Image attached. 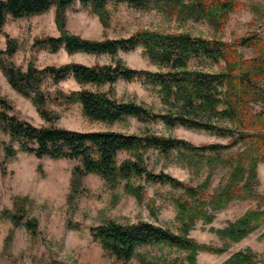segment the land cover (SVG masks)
I'll use <instances>...</instances> for the list:
<instances>
[{
  "label": "rangeland",
  "instance_id": "1",
  "mask_svg": "<svg viewBox=\"0 0 264 264\" xmlns=\"http://www.w3.org/2000/svg\"><path fill=\"white\" fill-rule=\"evenodd\" d=\"M203 3L202 8L197 6ZM181 4L167 5L150 0L143 7L135 8L112 1L104 10L103 25L97 15L76 2L65 11L64 31L89 41L122 39L149 31L189 35L228 45L256 35L264 44V0H183ZM214 7L221 15L211 17L207 14ZM54 14L55 9L51 8L38 16L7 19L0 31V51L6 48V37L18 46L17 52L7 62L23 70L28 66L40 69L69 63L86 66L111 63L106 55L68 54L63 49L52 53L34 47L36 40L60 35ZM235 50L240 60L249 62L255 60L258 48ZM114 59L130 69L159 71L139 47L127 53L118 52ZM190 65L204 72L225 69L224 61L212 64L198 60ZM43 87L48 93V101L43 108L48 119L41 117L30 99L13 91L0 71V98L11 107L9 114L35 127L80 132L113 131L137 136L147 133L179 140L196 148H225L219 155L208 150L195 153L173 151L168 155L153 149L120 151L115 159L116 167L127 161L135 162L149 173L173 178L180 187L152 183L143 177L106 183L96 174L74 178L72 173L79 165L77 161L37 159L21 152L18 145L0 131V264H225L233 254L246 250L264 263V218L253 232L237 242L221 235L222 230L235 224L248 211L264 213V161L256 168L258 186L255 191L261 202L257 199L234 200L218 209H212L209 204L211 197L226 186L234 167L233 158L251 146H258L257 140L238 141L232 145L234 135L224 137L182 126L167 127L159 121L139 122L134 118L113 124L92 121L82 114L78 103L67 102L64 98L81 89L72 78L67 77L57 85L47 81ZM261 87L264 88V82ZM113 90L119 101L140 105L156 114L167 112L155 91L143 81H119ZM259 109L254 107L256 112ZM198 119L234 128L226 120ZM10 146L14 155L7 158L4 150ZM202 156L204 158H200ZM187 187L203 190L200 201L205 207L201 210L202 215L195 216L193 229L185 233V224L189 222L186 215L179 216L175 203L179 199L188 203L187 212L194 208L193 204L197 203L190 199ZM18 213L23 215V219L20 225H15L11 219L18 217ZM29 221L35 225L34 232L26 227ZM110 221L120 224L148 222L184 236L205 249L192 252L166 244H153L138 247L127 262L116 260L91 235L93 228Z\"/></svg>",
  "mask_w": 264,
  "mask_h": 264
},
{
  "label": "trees",
  "instance_id": "2",
  "mask_svg": "<svg viewBox=\"0 0 264 264\" xmlns=\"http://www.w3.org/2000/svg\"><path fill=\"white\" fill-rule=\"evenodd\" d=\"M112 1L141 8L150 0H0V31L7 19L38 16L54 8V19L60 35L56 38L36 40L34 47L47 49L52 53L63 49L68 54L106 55L111 59L109 65L86 66L69 63L60 67L46 66L40 69L28 66L23 70L7 62L17 52L18 46L14 40L6 37V48L0 51V71L10 88L21 97L30 99L43 119H48L43 110L48 101V93L43 86L47 81L57 85L70 77L81 89L64 98L67 102L78 103L82 114L89 120L107 124L127 118H134L139 122L159 121L167 127L182 126L224 137L234 135L232 145L238 141L257 140L258 146H251L233 158L234 167L227 178L226 186L211 197L209 204L212 209H218L234 200L257 199L261 202V197L255 189L258 186L256 168L258 163L264 161V88L261 87L264 82V44H261L256 35L228 45L189 35L149 31H141L128 38L89 41L64 31L65 11L76 2L97 15L99 21L105 25L104 10ZM151 1L182 5L183 0ZM204 5L205 3L197 4L200 8ZM210 9L207 13L209 16L221 15L217 7ZM138 47L142 48V54L157 66L159 71L130 69L114 59L118 52L127 53ZM236 48H258L255 60H240ZM198 60H206L212 64L224 61L225 69L219 72H204L192 68L190 64ZM119 81H143L144 84H149L161 104L167 108V112L156 114L140 105L117 100L113 87ZM255 106L260 108L258 112L254 111ZM9 110V104L0 98V131L6 133L21 152L37 159L77 161L79 165L74 167L72 173L74 178L96 174L106 183H116L120 179L143 177L146 181L168 184L175 188L180 187V184L173 178L149 173L135 162L127 161L116 167L117 154L120 151L153 149L164 155L173 151L195 153L205 150L219 155L225 148H196L179 140L147 133L137 136L113 131L80 132L54 127H35L18 119L14 114H9ZM199 117L226 120L233 124L234 128L204 122L199 120ZM4 151L7 158L14 155L12 147H5ZM186 191L190 199L194 200L193 203H197L193 204L194 208L187 212L190 205L180 199L176 200L175 204L179 216L187 217L189 224H185L184 232L188 233L193 229L195 216L202 215L201 210L205 204L200 201L203 190L187 187ZM17 215L18 217L13 216L11 220L15 225H20L23 215ZM263 218V212L248 211L235 224L222 230L221 235L237 242L253 232ZM26 227L29 231L35 230L31 221L26 223ZM91 235L106 253L123 262L133 258L138 247L153 244H166L192 252L205 249L196 246L184 236L172 234L167 229L148 222L120 224L110 221L93 228ZM225 264L262 263L257 261L251 251L246 250L233 254Z\"/></svg>",
  "mask_w": 264,
  "mask_h": 264
}]
</instances>
